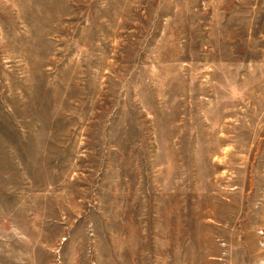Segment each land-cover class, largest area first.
<instances>
[{"label":"rangeland","instance_id":"rangeland-1","mask_svg":"<svg viewBox=\"0 0 264 264\" xmlns=\"http://www.w3.org/2000/svg\"><path fill=\"white\" fill-rule=\"evenodd\" d=\"M0 264H264V0H0Z\"/></svg>","mask_w":264,"mask_h":264}]
</instances>
